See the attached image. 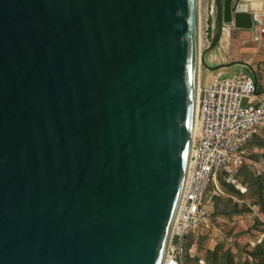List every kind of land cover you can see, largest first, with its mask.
Wrapping results in <instances>:
<instances>
[{"label": "water", "instance_id": "water-1", "mask_svg": "<svg viewBox=\"0 0 264 264\" xmlns=\"http://www.w3.org/2000/svg\"><path fill=\"white\" fill-rule=\"evenodd\" d=\"M0 0V264H165L200 65L240 0ZM218 77H214L212 80Z\"/></svg>", "mask_w": 264, "mask_h": 264}, {"label": "rangeland", "instance_id": "rangeland-1", "mask_svg": "<svg viewBox=\"0 0 264 264\" xmlns=\"http://www.w3.org/2000/svg\"><path fill=\"white\" fill-rule=\"evenodd\" d=\"M251 1L248 8H253L254 27L232 26L207 58L212 66L235 62L247 66L212 73L202 65L201 85L244 70L255 76L260 92L264 91V10L255 4L260 0ZM199 20L203 53L214 34V0H200ZM249 151V162L239 170L238 183L223 178L211 187L206 204L209 223L191 234L189 243L196 245L197 252L189 256L187 264H264V131L249 143Z\"/></svg>", "mask_w": 264, "mask_h": 264}, {"label": "built area", "instance_id": "built-area-1", "mask_svg": "<svg viewBox=\"0 0 264 264\" xmlns=\"http://www.w3.org/2000/svg\"><path fill=\"white\" fill-rule=\"evenodd\" d=\"M198 120L185 195L165 264H187L189 256L196 255L189 239L209 223L211 187L223 178L238 183L239 170L249 162V143L264 131V91L247 72L219 76L202 86Z\"/></svg>", "mask_w": 264, "mask_h": 264}, {"label": "bare ground", "instance_id": "bare-ground-1", "mask_svg": "<svg viewBox=\"0 0 264 264\" xmlns=\"http://www.w3.org/2000/svg\"><path fill=\"white\" fill-rule=\"evenodd\" d=\"M199 3H200V1H199ZM248 3L249 4H252V1L251 0H240V2L238 4L239 5V7H238L239 12H243V10H249ZM255 4L257 5L258 8H261L262 11L264 10V0H260V3H255ZM198 11H199L198 15L200 17V5H199ZM198 26H199V33H200V20H198ZM199 39H200V48L202 50L201 37ZM199 65H200L199 66L200 67L199 69H201V64L199 63ZM200 77L201 76H200V71H199V78H198V84H197V87H196V96H195L194 125H193L192 140H191V149H190V152H189V158H191L192 149H193V146L195 144L196 134L198 132L199 125H200V122L198 120L199 100H200V95H201L202 86H203V83L201 85L202 78L200 79ZM200 85H201V89H200ZM190 161H191V159L188 161L189 162V165L187 167V172H186V175H185V185L187 183L188 174H189V170H190ZM184 195H185V189H184L183 193L181 194V196L179 198V201H178V207H177V211H176V214H175V218H174V222H173V226H172L171 234H170L171 239H172V235H173L174 225L176 223V220H177V217H178V214H179V211H180V207H181V203H182V200H183Z\"/></svg>", "mask_w": 264, "mask_h": 264}, {"label": "crops", "instance_id": "crops-1", "mask_svg": "<svg viewBox=\"0 0 264 264\" xmlns=\"http://www.w3.org/2000/svg\"><path fill=\"white\" fill-rule=\"evenodd\" d=\"M230 29H232V28H229L228 30H230ZM240 72H246V71H244V70H239Z\"/></svg>", "mask_w": 264, "mask_h": 264}, {"label": "clouds", "instance_id": "clouds-1", "mask_svg": "<svg viewBox=\"0 0 264 264\" xmlns=\"http://www.w3.org/2000/svg\"><path fill=\"white\" fill-rule=\"evenodd\" d=\"M255 77V76H254Z\"/></svg>", "mask_w": 264, "mask_h": 264}]
</instances>
